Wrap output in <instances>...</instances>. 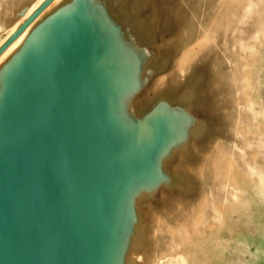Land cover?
I'll return each mask as SVG.
<instances>
[{
    "label": "water",
    "instance_id": "1",
    "mask_svg": "<svg viewBox=\"0 0 264 264\" xmlns=\"http://www.w3.org/2000/svg\"><path fill=\"white\" fill-rule=\"evenodd\" d=\"M263 46L264 0H0V264H197L264 207Z\"/></svg>",
    "mask_w": 264,
    "mask_h": 264
},
{
    "label": "rangeland",
    "instance_id": "2",
    "mask_svg": "<svg viewBox=\"0 0 264 264\" xmlns=\"http://www.w3.org/2000/svg\"><path fill=\"white\" fill-rule=\"evenodd\" d=\"M258 97L264 106V46L261 49ZM253 211L240 217V221L218 236H213L208 244L196 248L193 262L197 264H264V207L258 193H253Z\"/></svg>",
    "mask_w": 264,
    "mask_h": 264
}]
</instances>
